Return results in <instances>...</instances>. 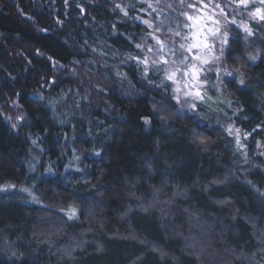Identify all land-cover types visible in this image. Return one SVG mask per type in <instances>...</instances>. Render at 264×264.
Masks as SVG:
<instances>
[{"label":"trees","instance_id":"16d2710c","mask_svg":"<svg viewBox=\"0 0 264 264\" xmlns=\"http://www.w3.org/2000/svg\"><path fill=\"white\" fill-rule=\"evenodd\" d=\"M143 6L0 0V264H264V22L248 40L231 31L227 63L243 84L231 78L217 108L175 112L162 67L137 63ZM74 159L81 171L68 178ZM35 163L39 195L81 204L69 233L92 230L69 257L56 244L66 238L40 236L38 204L5 199L30 185ZM201 223L208 253L186 243Z\"/></svg>","mask_w":264,"mask_h":264},{"label":"rangeland","instance_id":"374dc122","mask_svg":"<svg viewBox=\"0 0 264 264\" xmlns=\"http://www.w3.org/2000/svg\"><path fill=\"white\" fill-rule=\"evenodd\" d=\"M144 5L142 7V17L143 23L146 24L150 29L149 37L145 39L141 45H143L144 56L140 60H144L147 57V64L141 63L145 70L148 72L149 68L152 65L161 66L164 70L165 68L171 70L175 69L176 67H183L182 65H177L171 63L174 59L171 54L165 55V59L170 61L169 64L165 65L159 62V57L154 55L153 52H149L148 48L155 46L156 48L159 47L157 42L153 37H157L159 40L164 41L165 43L172 44V46L179 52V44L181 42H185L181 40V37L187 35L190 31L186 25H192V31L194 34H198L199 31L207 22L211 25V19L215 18L218 15L219 10L213 9L211 6L205 7L208 4V0H143ZM222 6L228 3V0H216ZM189 4H193L196 7L190 8L188 7ZM151 5V7H150ZM261 9L262 13H264V3H261L260 0H251L248 4L246 9L242 10V14H231L229 15V19H232L233 15L235 16L237 24L241 22L248 24L251 28L252 25L255 23H261L258 18H255L249 13L255 11V9ZM229 11V9H226ZM182 13H188L192 15L195 19L193 21H189ZM221 21L224 20L223 16H219ZM147 22V23H145ZM159 28V30H157ZM228 29V40L231 37V31L233 29L239 30L244 37L248 40L250 36H247V33L243 32L240 28L236 25L231 23L227 24ZM223 27H221V31H223ZM179 32L181 35L177 36L176 33ZM175 42V43H172ZM227 45H224L225 51L221 56L219 61L214 60L215 56L220 55L219 47L215 48L212 52H208L203 46L200 48L193 49V52L197 53L199 59L195 60L194 63L203 67L204 71H202L199 75L198 80H192L190 75L184 77L183 83H187L188 87L183 88V83H172V95L173 97L177 95L173 89L182 88V92L180 93V102L178 103L176 99L173 98L175 101V112H184V113H192L194 110L196 111L198 105H211L213 108H217V106L221 105L222 97L225 98V93L228 91L227 87L231 82V78H238L241 79L240 73H243L241 68H233L227 63L226 57V50ZM186 56L191 58V55L188 52L184 53ZM157 61L156 64H153V61ZM204 60L209 61L207 64H203ZM216 67L221 69H227L229 72H232V76L224 75L223 71L219 73V76L216 72ZM208 69H211L210 71ZM239 70V71H237ZM172 82V81H171ZM197 89L201 93V97H197L195 95ZM184 93H189L185 95ZM186 101V102H185ZM195 104V107H193ZM204 108V107H203ZM172 111V108H170ZM166 110V109H165ZM165 110H163L165 112ZM203 110L201 107L199 108L197 113H200ZM207 111L209 113H207ZM167 113V112H166ZM20 108L17 104H14L9 111L7 112V119L11 122L12 126L15 128H19L20 124L22 123L23 119L20 116ZM201 115L213 117L214 113L206 110L200 113ZM226 126L230 133L239 134L240 132L237 129H234L233 125L227 123ZM238 142L241 144L240 141L241 137H238ZM260 146H258L259 148ZM264 152V147H263ZM260 153L264 155V153ZM38 159L36 160V162ZM74 165L69 167L67 172V177L72 178L81 171L79 167L78 160L74 159L72 163ZM39 166V165H38ZM36 166V163L31 166V175H30V185L25 189L15 188L10 186L4 193L6 195L5 199L10 200L13 196L15 198L21 197V199H25L28 203L38 204V214L40 217L41 222L46 224V229L39 231V234L45 240L47 239V243H51L56 241V238L62 237L66 238L65 242L56 243L60 247V250L63 253H66L67 257L71 256L73 252L83 247L84 244L87 242L86 235H90L92 232L90 226H85V228H81L77 233H69L68 228L70 223H76L79 221L81 217V204L76 198H68L66 201H57L51 202L47 199H44V196L39 195L34 189L33 185L35 186L37 181L40 179L41 173H39V168ZM44 174L48 175L49 171L47 169L44 170ZM183 194V192H181ZM43 194V193H42ZM178 194V193H177ZM174 199V197L172 198ZM163 200V199H162ZM164 201H158L156 204L153 205V208L157 207V209H161L160 206ZM169 205V204H168ZM151 209V207H150ZM169 209V207H168ZM164 210V209H163ZM75 211V215L72 216L71 219L68 218V215H71L72 212ZM87 218H90V213L92 211H87ZM165 212V211H164ZM185 213L188 214L189 211L185 210ZM91 219V218H90ZM188 221H191L192 226L197 221L195 216L187 215ZM199 219V218H198ZM200 220V219H199ZM88 224V221L87 223ZM89 225V224H88ZM205 224L201 223L199 227L200 233H194L195 227H192V230L189 231V237L186 240V243L190 244L193 250L202 251L203 253H208L212 249L213 242L204 235L207 234V229H205ZM193 232V235H192ZM193 236V237H191Z\"/></svg>","mask_w":264,"mask_h":264},{"label":"snow or ice","instance_id":"6c2138e0","mask_svg":"<svg viewBox=\"0 0 264 264\" xmlns=\"http://www.w3.org/2000/svg\"><path fill=\"white\" fill-rule=\"evenodd\" d=\"M250 2L251 0H228V3L222 6L219 2H216V0H208V4L205 5V7L211 6L213 9H218L219 10L218 15H216L215 18L211 19V25L205 22V25L199 31L198 34L193 33L191 24L186 25V27H188L190 31L187 35L181 37V40L185 42H181L179 44V49H180L179 52L172 46V44L165 43L164 41L159 40L157 37H153V39L156 40L157 45H159V47L158 48H156L155 46L149 47L148 51L153 52L154 55L158 56L160 63H163L165 65L169 64L170 61L168 59H165V55L171 54V56L174 58L171 61V63L183 66V67H176L175 69H171V70L165 68L163 72L166 79L172 81V83H178V82L183 83L184 77L190 75L192 80L194 81L198 80L200 73L204 71V69L202 66L194 63L195 60L199 59V56L197 53L193 52V49L194 48L198 49L201 46H203L208 52H212L215 48L219 47L220 55L214 57V60L219 61L225 51L224 45L228 44V29H227L228 23L236 25L243 32L247 33V36L250 37L254 36L255 33L248 24H245L243 22L237 24L234 15L232 19H229V15L233 13L242 14V10L246 9ZM260 2L264 3V0H260ZM117 7H119V5H117ZM188 7L195 8L196 6L193 4H189ZM226 9H229V11H226ZM121 10L123 11V9ZM125 15H127V13H125ZM182 15H184L189 21H193L195 19L192 15H189L188 13H182ZM249 15L258 18V20L261 22H264V13H262V10L259 8L255 9L254 12L249 13ZM219 16H223L224 20L221 21L219 19ZM221 27H223L224 29L223 31H221ZM157 30H159V28H157ZM176 35L180 36L181 34L177 32ZM137 47L143 49V45L141 44H137ZM185 52H188L191 55V58L189 56H186L184 54ZM256 58L257 57L255 56H249V59L251 60H255ZM137 63L147 64V57L144 60H137ZM156 63L157 61L154 60L153 64ZM202 63L207 64L209 63V61L204 60ZM208 70L210 71L211 69ZM215 70L218 76L221 71H223L224 75L226 76L233 75V73L229 72L226 68L221 69L219 67H216ZM242 76L243 73H240L241 84H243ZM187 87H188L187 83H183V88H187ZM182 90H183L182 88L173 89V91L177 93V95H175L173 98L176 99L178 103L180 102V93L182 92ZM184 94L188 95L189 93H184ZM195 95L197 97H201V93L198 89ZM193 107H195V104H193ZM203 142L204 141L201 140V143ZM73 215H75V211H73L71 215H68V218L71 219Z\"/></svg>","mask_w":264,"mask_h":264}]
</instances>
